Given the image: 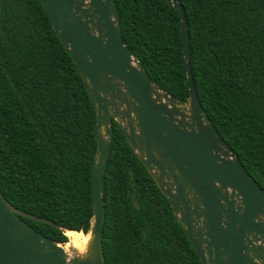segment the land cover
I'll list each match as a JSON object with an SVG mask.
<instances>
[{
    "label": "trees",
    "instance_id": "obj_1",
    "mask_svg": "<svg viewBox=\"0 0 264 264\" xmlns=\"http://www.w3.org/2000/svg\"><path fill=\"white\" fill-rule=\"evenodd\" d=\"M199 104L264 190V0H177ZM121 37L151 80L188 103L180 16L165 0H114ZM95 112L39 0H0V193L56 242L87 233ZM105 264H200L166 198L112 122Z\"/></svg>",
    "mask_w": 264,
    "mask_h": 264
},
{
    "label": "water",
    "instance_id": "obj_2",
    "mask_svg": "<svg viewBox=\"0 0 264 264\" xmlns=\"http://www.w3.org/2000/svg\"><path fill=\"white\" fill-rule=\"evenodd\" d=\"M39 1L95 112L92 219L85 233L91 239L84 254L70 256L66 242L44 236L22 218L57 225L12 207L0 193V264H105L102 192L113 121L166 198L200 264H264V190L199 104L181 4L165 0L180 16L187 108L155 84L125 46L114 0Z\"/></svg>",
    "mask_w": 264,
    "mask_h": 264
},
{
    "label": "bare ground",
    "instance_id": "obj_3",
    "mask_svg": "<svg viewBox=\"0 0 264 264\" xmlns=\"http://www.w3.org/2000/svg\"><path fill=\"white\" fill-rule=\"evenodd\" d=\"M66 235L69 238V242L64 243V250L66 252L74 250L75 252L84 254L91 239L90 233L83 234L81 232L66 230Z\"/></svg>",
    "mask_w": 264,
    "mask_h": 264
},
{
    "label": "rangeland",
    "instance_id": "obj_4",
    "mask_svg": "<svg viewBox=\"0 0 264 264\" xmlns=\"http://www.w3.org/2000/svg\"><path fill=\"white\" fill-rule=\"evenodd\" d=\"M187 104L188 103H184V105H185L186 108L188 107ZM67 239H69V238H67ZM69 253H70V256L78 255V252H75L74 250H72L71 252L69 251Z\"/></svg>",
    "mask_w": 264,
    "mask_h": 264
}]
</instances>
